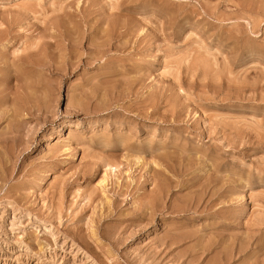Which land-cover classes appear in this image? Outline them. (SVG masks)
I'll list each match as a JSON object with an SVG mask.
<instances>
[{
    "label": "rangeland",
    "instance_id": "374dc122",
    "mask_svg": "<svg viewBox=\"0 0 264 264\" xmlns=\"http://www.w3.org/2000/svg\"><path fill=\"white\" fill-rule=\"evenodd\" d=\"M0 264H264V0H0Z\"/></svg>",
    "mask_w": 264,
    "mask_h": 264
}]
</instances>
